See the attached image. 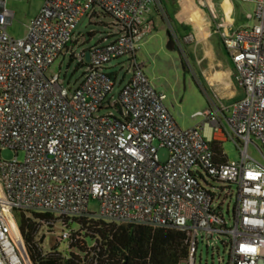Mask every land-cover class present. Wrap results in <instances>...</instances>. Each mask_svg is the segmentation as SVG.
Returning <instances> with one entry per match:
<instances>
[{"label": "built area", "instance_id": "built-area-1", "mask_svg": "<svg viewBox=\"0 0 264 264\" xmlns=\"http://www.w3.org/2000/svg\"><path fill=\"white\" fill-rule=\"evenodd\" d=\"M7 1L0 0V147L16 157L0 160V264H33L19 213L54 219L39 222L38 232L77 217L176 229L189 248L181 264H196L198 236L205 234L228 247V264H264V162L248 152L253 141L264 146V0H254L252 28L223 39L244 97L200 112L203 122L188 130L177 125L137 57L144 16L159 0H45L23 38L8 32ZM94 9L112 17L119 31L86 50L89 62L81 52L85 70L72 89L48 70ZM124 58L131 77L111 102L119 74L110 65ZM112 107L119 115H100ZM228 141L240 160L219 162L212 144ZM210 182L227 188L225 199H236L231 226ZM92 199L99 203L94 214ZM64 228L61 241L71 233Z\"/></svg>", "mask_w": 264, "mask_h": 264}, {"label": "rangeland", "instance_id": "rangeland-1", "mask_svg": "<svg viewBox=\"0 0 264 264\" xmlns=\"http://www.w3.org/2000/svg\"><path fill=\"white\" fill-rule=\"evenodd\" d=\"M231 2L237 9L234 16L236 26L242 29L252 28L256 24V20L253 18L255 3L253 1L243 3L240 0H231ZM157 3L159 5V1ZM40 5L41 0H8V9L16 14L13 25L9 29L10 34L14 38L25 37L26 26L38 14ZM96 12L97 14L94 17L86 19L81 24L74 34L73 44L55 60L48 70V75L59 74L62 83L66 87L69 86L75 89L80 83L85 70V67L79 66V55L81 52L95 46L108 32L118 33V28L112 25L114 24L112 18L103 14L99 9H96ZM188 12L191 14V18L197 19L192 11L189 10ZM246 15H251V18H246ZM160 22L161 20H158L157 25H160ZM161 31L164 33L162 46L156 45L153 41L145 53L146 57L144 58L146 61L149 56V61L145 64V73L154 89L162 95L163 102L177 125L183 130L192 129L204 120L199 115L200 112L205 113L212 106L228 107L233 102V99L230 96H224L220 88L212 89L204 80L203 73H207L209 59L203 58L201 63L197 62L193 53V49L197 48L196 43L188 44L180 40L176 41V48H171L169 47V37L166 30L159 28L158 32ZM87 36H91L89 40H87ZM186 40L190 42L192 39L189 37ZM211 41L214 45L212 51L213 60L222 59L223 61H230L227 51L220 44L217 36H214ZM203 48L204 46L201 45L196 49L198 58L202 57ZM143 52H145V49ZM139 59L145 63V60L140 56ZM125 60V58L119 59L110 65L115 66L114 71H117L119 74L116 86L112 92L113 98L111 102L117 100L121 88L131 77L129 65ZM119 63H122V66H119ZM123 78H125L124 83H122ZM242 89V85L237 84L238 95L242 94ZM107 113L119 115L115 107L103 109L100 115ZM223 150L229 161L240 160V153L235 142L228 141L223 143ZM248 152L253 159L262 163L264 162V146L260 143L253 141L249 146ZM166 156V150L162 149L159 151L161 161H165ZM15 157L16 152L14 150L2 149L0 147V160L9 161ZM24 158V152L20 151L18 159L23 161ZM201 183L205 186L204 182L201 181ZM210 184L212 185L208 188L211 189L213 186L214 192L221 195L220 201L224 200V215L228 225L231 226L233 224L231 219L232 209L236 199L235 197L225 199L224 191L227 188L223 189L224 185L213 182H210ZM232 191H236L235 187L232 188ZM227 205H230L229 215L226 212ZM98 208V201L90 200L89 211L94 214L98 211ZM16 216L18 219L19 215L17 214ZM64 229V224L60 220H57L52 227L46 224L41 227L37 234V240L43 239L41 247L44 252H50L53 247H56L55 250L57 252L66 253L68 242L60 240ZM221 240L226 239L222 238ZM87 243L88 245H92L93 240L88 239ZM198 243L196 264H228V247H225L217 240V237L208 239L205 234H202L198 236Z\"/></svg>", "mask_w": 264, "mask_h": 264}, {"label": "trees", "instance_id": "trees-1", "mask_svg": "<svg viewBox=\"0 0 264 264\" xmlns=\"http://www.w3.org/2000/svg\"><path fill=\"white\" fill-rule=\"evenodd\" d=\"M113 22L119 31V25ZM212 148L219 162L227 161L222 155L223 144L213 143ZM18 215L20 231L33 264H181L189 254L187 236L179 230L108 223L89 217L57 219L71 229L67 251L60 253L53 247L50 252H44L43 239L37 240L38 227L42 224L39 222L48 223L54 219L35 213ZM88 239L93 240L92 245H88Z\"/></svg>", "mask_w": 264, "mask_h": 264}, {"label": "crops", "instance_id": "crops-1", "mask_svg": "<svg viewBox=\"0 0 264 264\" xmlns=\"http://www.w3.org/2000/svg\"><path fill=\"white\" fill-rule=\"evenodd\" d=\"M203 1L205 4L204 6L201 5L199 0H159V5L158 3H156L150 6L148 13L144 16L145 28L147 30V33L143 40L138 44L137 57L139 59L140 56L145 60V53L148 51V47L152 45L153 41L156 43V45L162 46L164 33L163 31L158 32L159 28L166 30L169 37V47L171 48H176V41L180 40H183L188 44L194 42L196 43L197 48L201 45L204 46V51L201 58L197 57V48L195 47L193 49V53L195 54L194 57H196L198 63H201L203 58L209 59V67L207 69V73H203L204 80L212 89L220 88L222 89V93L224 96H230L233 99V102L229 104L230 106L243 98L244 88L242 89V94L238 95L237 84H240V82L235 65L229 55L228 56L230 57V61H223L222 59L213 60L212 51L214 49V45L211 39L214 36H217L220 44L224 47V37L233 34L238 30H241L242 28H238L236 26L234 16L237 9L235 8L231 0ZM249 1H253L255 3L254 0H240V2L243 3ZM44 2L45 0H41V5L38 9V13L40 12ZM206 8L208 9L206 10ZM189 10L196 15L197 19L191 18V14L188 12ZM11 12L13 13V20L11 25H13L16 14L13 11ZM254 13L253 18L255 19ZM96 14V9H94L92 17H94ZM246 18H251V15H246ZM158 20H161L160 25H157ZM30 22L26 26L25 36L28 32ZM10 26L8 28L9 34ZM189 37H191L192 39L190 42L186 40ZM144 49L145 52H143ZM147 61H149V56L147 57ZM147 61L145 60V63L142 61L141 62L145 65ZM206 132L209 133L210 130L207 128Z\"/></svg>", "mask_w": 264, "mask_h": 264}, {"label": "water", "instance_id": "water-1", "mask_svg": "<svg viewBox=\"0 0 264 264\" xmlns=\"http://www.w3.org/2000/svg\"><path fill=\"white\" fill-rule=\"evenodd\" d=\"M83 20H84V19H83ZM80 26H81V22L78 24L77 29H78ZM77 29H76V30H77ZM89 39H90V37L87 36V40H89ZM85 60H86L87 62L90 61V54H89L88 51H86V54H85Z\"/></svg>", "mask_w": 264, "mask_h": 264}]
</instances>
